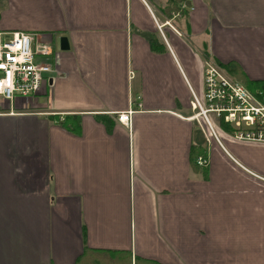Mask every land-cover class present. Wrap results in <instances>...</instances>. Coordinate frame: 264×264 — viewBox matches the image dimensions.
Returning <instances> with one entry per match:
<instances>
[{
  "label": "crops",
  "instance_id": "crops-1",
  "mask_svg": "<svg viewBox=\"0 0 264 264\" xmlns=\"http://www.w3.org/2000/svg\"><path fill=\"white\" fill-rule=\"evenodd\" d=\"M15 32L59 75L0 96V264H264V142L216 140L190 108L205 58L264 81V0H0Z\"/></svg>",
  "mask_w": 264,
  "mask_h": 264
},
{
  "label": "built area",
  "instance_id": "built-area-1",
  "mask_svg": "<svg viewBox=\"0 0 264 264\" xmlns=\"http://www.w3.org/2000/svg\"><path fill=\"white\" fill-rule=\"evenodd\" d=\"M1 36L0 96L6 100L15 97L35 100L44 83L59 75L57 54L50 43L35 33ZM190 108L191 118L200 119L216 140V124L222 123L235 139L264 142V92L259 89L251 92L209 58L203 60L202 95L191 91ZM130 113L131 109L120 113L117 120L127 124ZM195 164L206 167L208 159L198 155Z\"/></svg>",
  "mask_w": 264,
  "mask_h": 264
},
{
  "label": "trees",
  "instance_id": "trees-1",
  "mask_svg": "<svg viewBox=\"0 0 264 264\" xmlns=\"http://www.w3.org/2000/svg\"><path fill=\"white\" fill-rule=\"evenodd\" d=\"M238 79L246 86L248 90L251 92L255 91L256 89L262 90L264 92V81H249L245 76L242 77L237 75ZM199 154L202 155L204 150H198ZM89 255H92L91 258L93 262L96 264H125L127 261L129 262V257L124 256L123 253L117 252L113 255H109L105 251H85L80 258L86 259ZM79 258V260H80ZM140 264H158L153 261H144L141 260Z\"/></svg>",
  "mask_w": 264,
  "mask_h": 264
},
{
  "label": "water",
  "instance_id": "water-1",
  "mask_svg": "<svg viewBox=\"0 0 264 264\" xmlns=\"http://www.w3.org/2000/svg\"><path fill=\"white\" fill-rule=\"evenodd\" d=\"M66 39L65 37H58L56 39V48L59 50H65L67 49V45H66Z\"/></svg>",
  "mask_w": 264,
  "mask_h": 264
},
{
  "label": "bare ground",
  "instance_id": "bare-ground-1",
  "mask_svg": "<svg viewBox=\"0 0 264 264\" xmlns=\"http://www.w3.org/2000/svg\"><path fill=\"white\" fill-rule=\"evenodd\" d=\"M52 46V45H51ZM52 49H53V47H52ZM54 51V50H53ZM55 52V51H54Z\"/></svg>",
  "mask_w": 264,
  "mask_h": 264
}]
</instances>
